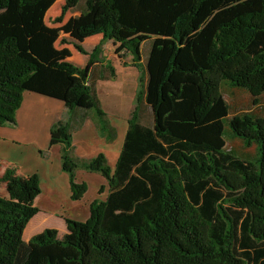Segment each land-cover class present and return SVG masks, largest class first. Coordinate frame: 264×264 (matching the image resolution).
<instances>
[{"label": "trees", "instance_id": "16d2710c", "mask_svg": "<svg viewBox=\"0 0 264 264\" xmlns=\"http://www.w3.org/2000/svg\"><path fill=\"white\" fill-rule=\"evenodd\" d=\"M55 2L0 0V127L17 123L28 92L62 101L69 117L52 127L51 146L63 145L72 200L88 191L80 169L101 174L109 193L88 220L65 218V236L47 229L25 242L41 182L8 167L0 264H264V0H65L57 23L80 14L57 28L46 23ZM109 41L140 72L114 169L105 154L73 156L69 122L76 111L93 114L107 141L117 137L92 80ZM71 44L89 57L85 67L70 61ZM106 65L103 80L115 79ZM225 86L249 93L251 106L234 113ZM143 102L152 126L141 120ZM226 120L255 157L228 149Z\"/></svg>", "mask_w": 264, "mask_h": 264}, {"label": "crops", "instance_id": "0c3cea01", "mask_svg": "<svg viewBox=\"0 0 264 264\" xmlns=\"http://www.w3.org/2000/svg\"><path fill=\"white\" fill-rule=\"evenodd\" d=\"M76 13L74 15H79ZM93 38V37H92ZM117 54V53H116ZM118 55V54H117ZM123 57L120 60L123 63L120 64L123 68L116 70V78L103 80L108 77L106 73V62L98 64L95 68L100 67L98 71H93L92 80L96 81V90L99 100L101 102L103 110L108 114V118L113 127L117 130V137L114 141H107L100 132L93 114L84 113L82 111H76L72 119L69 121L71 124L72 136H73V148L72 154L75 158L81 160H91L96 158L100 154H105L108 163L112 169L119 159L121 151L123 149L124 140L129 127L128 121L130 119L132 111L130 108L125 113L122 108V102H119L121 108L114 107V90L109 85L111 81H118L121 76L126 78L131 76L137 81V89L139 86L140 72L138 68L133 66V58H129V54L122 53ZM127 56L131 61H125ZM103 57V56H102ZM110 63H113L112 61ZM127 63V66L124 65ZM135 68V69H134ZM101 83H106L104 87L107 89L104 91V97L102 99V92L99 89ZM133 87L131 85H128ZM128 86L123 87L122 96L119 99H123L127 103V98H124V91ZM134 88V87H133ZM137 89L132 95V106L135 107V97ZM116 91L120 89L115 88ZM232 95L238 93H244L247 99V105L245 108H249L252 104L253 98L246 91H235L230 89ZM35 93H26L21 108L17 112V123L15 125H9L6 127H0V175H3L8 167H16L18 173L23 176H31L37 174L40 178L42 193L37 197L35 206L39 208L38 214L30 221L25 233L24 241L29 242L34 236L44 232L47 229H56L59 231L60 237L67 234V226L65 218L70 219H83L86 221L91 216V205L97 199L105 200L109 193V187L107 180L99 173H90L86 170L80 169L77 171V181L79 183H87L85 179H95L98 181V196L95 200H89V195L86 194L79 201L72 200V190L70 185L69 175L62 169V151L63 145L57 144L51 146V129L58 122L68 121L69 113L65 104L62 101L39 97L42 95ZM106 97V99H105ZM55 101H52V100ZM107 101H110L106 104ZM105 103V105H104ZM148 107L145 102L142 103L143 108ZM106 107V108H105ZM116 110L120 115L119 117L112 116V112L109 110ZM242 111L244 107L234 106V110ZM151 110V109H150ZM152 115V112H151ZM114 119L121 125V131L119 127L112 123ZM121 120L124 123L121 124ZM141 120L143 122V116L141 113ZM152 126L153 122L146 124ZM92 125L90 130H87V126ZM119 135L121 136L119 138ZM117 141V142H116ZM116 142V145H115ZM87 172V174L83 172ZM80 177V178H79ZM107 184V185H106ZM103 192L101 193V189ZM106 194V197L101 198ZM0 195L7 196V191L4 186L0 185ZM86 196V197H85ZM77 209L78 212L69 211V208ZM80 221V220H78Z\"/></svg>", "mask_w": 264, "mask_h": 264}, {"label": "rangeland", "instance_id": "374dc122", "mask_svg": "<svg viewBox=\"0 0 264 264\" xmlns=\"http://www.w3.org/2000/svg\"><path fill=\"white\" fill-rule=\"evenodd\" d=\"M55 4H58L59 5L57 6V8L53 11V13L49 14L46 16V23L48 26L50 27H61L62 25H64L71 16H73L74 14L78 13L79 11V8H81V6L84 4V1L81 3V6L79 8H77L76 10H73L71 12H68L67 15L65 16L64 20L62 23H57V19L61 16V13H62V7L63 5L65 4V0H55ZM65 36L62 34L61 35V38L60 40L57 42V47L58 48H62L63 46L60 44V41L61 39H63ZM102 40V36L99 35V36H94L93 38H89L87 39L83 46L85 47V49L89 52H91L93 50V48L99 44ZM149 43H146L145 46L142 48V54H143V59L145 60L146 56H147V51H148V46ZM71 51H72V58L70 59L71 62H73L75 65L79 66V67H85V65L87 64L88 60H89V57L88 56H84L82 54H80L76 49L75 47L71 44L69 46H67ZM116 49H117V46H115L113 44V42L109 41L107 43L104 44L103 46V50H104V53H103V60L104 61H112L113 65L116 66L118 69H122L123 67L118 64V63H123L122 60H120L119 56L116 54ZM129 58H132L131 55H129ZM127 56H125V61H131ZM100 69V67H97L95 68L96 71H98ZM135 69V68H134ZM104 85H106V83H101V85L99 86V89L100 91L102 92V99L104 97V89L106 90L107 88L104 87ZM109 85L113 88L114 90V96L112 97V100L111 101H114V107L115 108H121V106L119 105V102H122V108L124 111H121L123 113L126 112V110H128V108H130V111H132L134 109V107L132 106V95L134 93V91L137 89V81L136 79L134 80L131 76H127L126 78H124V76H121L120 75V78L118 81H111L109 83ZM128 85H131L133 87H130ZM125 86H128L126 88V90L124 91V98L126 99L127 98V103L123 100V99H119V96H122V89L123 87ZM115 88H118L120 89L119 91H116ZM135 89V90H134ZM108 90V89H107ZM223 92L225 94V97L227 99V101L230 103L232 109H233V112L236 113L237 112V109L234 110V106L235 105H238V107H244V109H241V110H246V105H247V99L245 97V94L244 93H238L236 94L235 96L232 95L231 93V90L228 88V87H224L223 88ZM39 96V95H37ZM39 97H43V96H39ZM46 98V97H44ZM106 99V97H105ZM52 100V99H51ZM52 101H55V100H52ZM110 102V101H107L106 104ZM263 102H264V96H263ZM105 105V103H104ZM106 108V107H105ZM111 112H112V116L114 117H119V113L116 111V110H111L109 109ZM240 109H238L239 111ZM231 114H232V111H231ZM142 116H143V122L146 123V124H149L152 120V115H151V110L149 107H145L143 108V111H142ZM112 120V123L117 125L119 127V130L120 132H122L121 130V125H119V122H117L116 120L114 119H111ZM124 123L123 120H121V124ZM227 120H226V128H225V138L227 140V143H228V149H233L235 150L236 154L239 155V152L243 155H247L249 157H255L256 155V147L253 146L251 148H245L243 143L240 141V139L238 138H231L230 136V131H229V127H228V124H227ZM92 128V125H89L87 126V130H90ZM121 136L119 135V138ZM117 142V141H116ZM116 142H115V145H116ZM85 174H87V172H83ZM80 178V177H79ZM87 181V183L89 184V191L88 193L86 194L89 195V200H95L98 196V181L95 180V179H85ZM107 185V184H106ZM85 196V197H86ZM106 197V194L103 195L101 198H104ZM69 211H72V212H78L77 209H72L71 207L69 208ZM77 220H83L81 219H77Z\"/></svg>", "mask_w": 264, "mask_h": 264}]
</instances>
